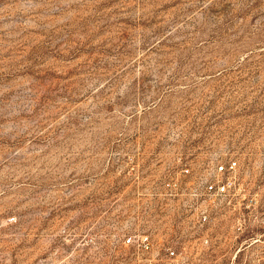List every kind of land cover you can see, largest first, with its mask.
I'll use <instances>...</instances> for the list:
<instances>
[{"label":"rangeland","instance_id":"374dc122","mask_svg":"<svg viewBox=\"0 0 264 264\" xmlns=\"http://www.w3.org/2000/svg\"><path fill=\"white\" fill-rule=\"evenodd\" d=\"M135 230L264 264V0H0V264H150Z\"/></svg>","mask_w":264,"mask_h":264},{"label":"built area","instance_id":"2783aa9c","mask_svg":"<svg viewBox=\"0 0 264 264\" xmlns=\"http://www.w3.org/2000/svg\"><path fill=\"white\" fill-rule=\"evenodd\" d=\"M235 165V161H230L228 166L221 164L217 166L216 172L218 174L228 172L229 169H234ZM188 171V169H185V172ZM203 184L204 191L193 194V199L200 201V204L196 202L190 207V211H192L194 215L195 223L201 226L210 222L211 208H209V205L216 204L218 200H221L224 196H228L230 181L228 179L223 180L218 177L214 181H205ZM154 243L160 242L155 241L152 233L147 230L132 231L128 233L124 239V244L129 246L138 258L140 257L142 260L149 261L150 264L157 260L154 257H151ZM163 243H179V241H168ZM188 243H196V241ZM200 245L205 246V248H209L210 243L208 237H204ZM165 257L169 264H202L206 259L204 258L203 252L200 250H197L194 255H187L177 252L171 245L166 247Z\"/></svg>","mask_w":264,"mask_h":264}]
</instances>
